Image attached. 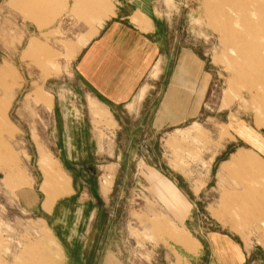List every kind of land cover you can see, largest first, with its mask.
Wrapping results in <instances>:
<instances>
[{"label":"rangeland","instance_id":"obj_1","mask_svg":"<svg viewBox=\"0 0 264 264\" xmlns=\"http://www.w3.org/2000/svg\"><path fill=\"white\" fill-rule=\"evenodd\" d=\"M41 1L0 0V66L13 69L0 82L8 98L0 109V264H264V0ZM115 3L148 8L163 27L166 78L137 94L147 97L139 112L111 113L118 124L90 111L103 125L92 132L76 104L84 142L98 141L101 153L60 162L57 143L78 133L55 131L54 117L32 98L40 87L70 88L63 39L76 26L47 30L62 16L83 23L95 12L100 22ZM29 39L41 45L39 58L22 55ZM183 55L196 72L198 108L177 127L153 130L158 99ZM39 59L59 73L42 80L48 69ZM36 140L69 177L54 184L76 189L49 212L41 209L50 184L42 171L51 159ZM175 233H188L199 251L188 237L180 242L194 252L182 249ZM42 246L56 255L41 256Z\"/></svg>","mask_w":264,"mask_h":264},{"label":"crops","instance_id":"obj_2","mask_svg":"<svg viewBox=\"0 0 264 264\" xmlns=\"http://www.w3.org/2000/svg\"><path fill=\"white\" fill-rule=\"evenodd\" d=\"M50 1L42 0L41 2L47 4ZM115 4L112 14L101 19L100 22L96 18L95 12L90 14L92 18L89 21L83 23L62 16L57 22L53 23L51 29L47 30L48 32L60 30L61 23L65 27L69 26V22L76 26L74 35L69 40L63 39L67 42L62 54L67 56L64 65L69 66L70 74L67 77L70 79V88L52 92V95L40 87L41 92H38L37 95H41L38 100L36 101L34 95L32 98V104L44 105L50 115L54 117L55 131L72 132V129H74L78 133L76 136L73 134L71 139L66 135L60 143H57L59 146L58 151L62 157L59 159L60 162L67 164L88 162L93 159L92 155L96 156L98 152L101 153L98 141L88 140L87 143L84 142L82 138L84 123L77 116L82 113V110H79V105L76 104L82 103L80 107H84L87 115L88 123L86 126L92 132V129L103 128V125L93 124L94 120L89 116L90 111L93 115L97 111L104 114V118L100 119L102 124L109 120H111L110 123L118 124L111 113L133 111L134 109L139 112L143 109L147 97L146 94L142 93L140 101H137V94L146 86H161L160 82H164L166 78L168 68L165 59L163 27L155 20L148 8H128L120 3ZM27 41L22 55L39 58L41 45L33 39ZM42 53H45L47 58L46 52ZM184 58H188L189 64L182 67V59ZM39 62L42 64L41 67L48 69V76L42 80L59 73V68H56L53 64L49 67V64L45 63L44 65L41 59L38 60ZM155 69H158V73L155 78H152L151 74ZM12 70L9 65L0 66V82L8 78ZM195 75L196 72L194 73L190 57L187 55L179 57L178 62L169 73L165 89L162 91L158 99L159 102L155 107L150 122V127L153 130L158 131L166 127L174 128L181 125L182 122L194 118L199 102V86L198 83L193 82ZM5 88L6 86L2 87L3 90ZM7 102V96L2 95L0 97V109L5 110ZM71 114L76 116L71 117ZM35 142L37 144V140ZM92 145H96L94 150L91 148ZM36 147L38 149L45 148V156H48V159L55 163L48 161L47 167L42 171V175L50 181V184L48 183L47 187L49 191L45 193L46 195L44 194L41 209L49 212L57 200L69 191L70 194L73 193L76 189L74 185L72 187V184L69 185L68 182L63 188H60L61 185L51 184L55 182L53 178L60 179L62 174L67 178L69 177L44 144H37ZM16 172L21 175V170ZM9 173H13V171H9ZM24 188L27 187H20L19 189ZM52 195L57 198L49 204V200L53 198ZM47 203L48 206H46ZM181 237L186 239L188 237L192 243L191 245H194L196 253L199 251L200 245L188 233H175L174 239L182 249L190 253L194 252L191 247L185 248L182 245L180 242ZM58 244L62 247L64 259L67 261L68 256L65 254L62 243L59 241ZM55 245L57 250L54 251H56L57 256H60L56 242ZM40 253L41 256L47 257V259L52 258L53 254L56 255L53 252L50 254L48 250L45 251L43 246ZM51 264L57 263L53 262Z\"/></svg>","mask_w":264,"mask_h":264},{"label":"bare ground","instance_id":"obj_3","mask_svg":"<svg viewBox=\"0 0 264 264\" xmlns=\"http://www.w3.org/2000/svg\"><path fill=\"white\" fill-rule=\"evenodd\" d=\"M54 173H55V172H54ZM56 175H58V174L56 173ZM53 176H54V175H53ZM58 176H59V175H58ZM51 180H52V179H51ZM53 180H54V178H53ZM47 181H48V180H47ZM64 182H65V181H64ZM46 183H47V182H46ZM54 183H55V182H54ZM54 183H51V184H54ZM58 183H59V182H58ZM60 183L62 184L61 181H60ZM104 183H109V182H104ZM47 184H48V183H47ZM45 185H46V184H45ZM57 186H58V185H57ZM102 186H103V185H102ZM106 186H107V185H105V187H106ZM45 188H46V187H45ZM53 188H54V187H53ZM55 188H56V187H55ZM60 188H61V187H60ZM52 191H53V190H52ZM58 191H59V190H58ZM61 191L63 192V190H61ZM64 191H65V190H64ZM45 195H46V194H45ZM52 196H53V195H52ZM47 197H48V196H47ZM47 197H45V198L47 199ZM50 198H51V197H50ZM56 198H57L56 196H55V197L53 196V198H51V199L49 200L48 203H49V204L52 203L53 200H56ZM47 200H48V199H47ZM48 203H47L46 206H48ZM52 205H53V204H52ZM52 205H51V206H52ZM49 207H50V206H49ZM51 208H52V207H51ZM49 236H50V235H49ZM53 253H54V252H53ZM53 256H54V254H53ZM50 259H51V258H50ZM50 261H51V260H50Z\"/></svg>","mask_w":264,"mask_h":264}]
</instances>
